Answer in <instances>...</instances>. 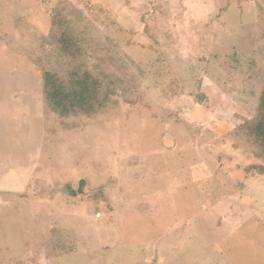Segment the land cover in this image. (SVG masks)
I'll return each instance as SVG.
<instances>
[{
	"label": "rangeland",
	"instance_id": "374dc122",
	"mask_svg": "<svg viewBox=\"0 0 264 264\" xmlns=\"http://www.w3.org/2000/svg\"><path fill=\"white\" fill-rule=\"evenodd\" d=\"M59 8L103 113L47 108ZM263 87L264 0H0V264H264Z\"/></svg>",
	"mask_w": 264,
	"mask_h": 264
},
{
	"label": "trees",
	"instance_id": "16d2710c",
	"mask_svg": "<svg viewBox=\"0 0 264 264\" xmlns=\"http://www.w3.org/2000/svg\"><path fill=\"white\" fill-rule=\"evenodd\" d=\"M61 10L59 8L58 11L60 12L56 13L57 16H54L52 20L53 26L58 31L55 49H53V66L46 70L42 77V89L45 102L48 105L47 108L50 112L58 113L61 116L103 113L109 106L114 105L115 101H111V96H115V94L123 96L125 94V90H121L120 93L115 90L118 85L117 82L122 84V81L119 80L118 76H113L114 73H110L108 75L112 76L103 82L99 77L91 75L89 69L84 67L82 60L85 58L86 51L80 46V39L82 40L83 37L92 32L87 29L84 21L75 23L79 29L78 32H75L76 27L71 20L62 18L63 12ZM145 29L146 32L150 29L148 24ZM91 36L94 38L96 35L91 34ZM96 46L102 48L100 55L103 54V62L116 64L117 59L108 55L109 49H105L103 43H96ZM97 56L93 55L92 58ZM112 77L117 81H111ZM245 124L243 132L251 138L257 155L264 156V87L258 98L255 119L251 123Z\"/></svg>",
	"mask_w": 264,
	"mask_h": 264
},
{
	"label": "water",
	"instance_id": "95a60500",
	"mask_svg": "<svg viewBox=\"0 0 264 264\" xmlns=\"http://www.w3.org/2000/svg\"><path fill=\"white\" fill-rule=\"evenodd\" d=\"M83 184H84V182L83 181H80L79 183H78V190H80L81 188V186H83Z\"/></svg>",
	"mask_w": 264,
	"mask_h": 264
}]
</instances>
